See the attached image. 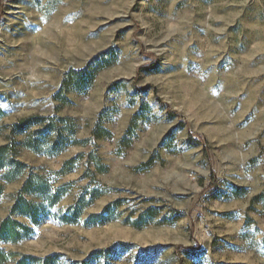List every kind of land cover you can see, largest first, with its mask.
<instances>
[{"label": "rangeland", "instance_id": "1", "mask_svg": "<svg viewBox=\"0 0 264 264\" xmlns=\"http://www.w3.org/2000/svg\"><path fill=\"white\" fill-rule=\"evenodd\" d=\"M2 145L61 192L3 264H264V0H0Z\"/></svg>", "mask_w": 264, "mask_h": 264}, {"label": "trees", "instance_id": "2", "mask_svg": "<svg viewBox=\"0 0 264 264\" xmlns=\"http://www.w3.org/2000/svg\"><path fill=\"white\" fill-rule=\"evenodd\" d=\"M43 121L42 118L35 117L28 120H22L19 125L16 126V130H24L29 128L33 124H40ZM40 141H27L25 146L33 149L35 152H40L38 148ZM57 149V144L54 145ZM8 146H0V170L3 169V172L0 176V180L9 183L13 182L21 177L24 178V182L16 193L13 206L11 208V215H19L26 218H29L31 223L36 225L39 223V218L44 216L45 208L43 207L44 203L47 207L53 206L61 197V192L59 189H56L51 193V185L48 180L44 178L43 175L38 172H34L26 164L13 160L12 158L7 157ZM13 148H11V151ZM45 153H49L46 152ZM6 155V156H5ZM80 156V155H79ZM79 156L66 161L63 166L57 170L51 172L52 175L59 177L67 172L71 171V165L78 160ZM95 160V169L97 172H105L107 167L101 164V162L94 158ZM2 186L0 185V192ZM31 196L33 199H26L25 196ZM34 199H39L42 201L40 204L34 202ZM108 210V207L105 208V211ZM75 218L80 215V210L74 212ZM91 219L98 221L97 223H104L109 218H103L102 215L92 216ZM32 230L28 226L19 224L18 222L12 220L11 218H6L0 223V241L17 243L21 239H25L30 236ZM51 257L46 258L45 260H50ZM6 261V256L0 251V264ZM37 261L36 258L29 256H23L16 264H31L32 262ZM46 264V263H45ZM48 264V263H47Z\"/></svg>", "mask_w": 264, "mask_h": 264}]
</instances>
